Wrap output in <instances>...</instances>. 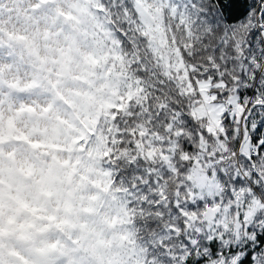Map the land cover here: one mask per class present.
I'll return each instance as SVG.
<instances>
[{
	"label": "snow or ice",
	"instance_id": "snow-or-ice-1",
	"mask_svg": "<svg viewBox=\"0 0 264 264\" xmlns=\"http://www.w3.org/2000/svg\"><path fill=\"white\" fill-rule=\"evenodd\" d=\"M79 12L107 29L134 90L116 124L128 129L117 203L137 242L124 264H264V0Z\"/></svg>",
	"mask_w": 264,
	"mask_h": 264
},
{
	"label": "rangeland",
	"instance_id": "rangeland-1",
	"mask_svg": "<svg viewBox=\"0 0 264 264\" xmlns=\"http://www.w3.org/2000/svg\"><path fill=\"white\" fill-rule=\"evenodd\" d=\"M81 5L82 0H0V135L11 140L9 144L5 138L0 142V193L10 196L12 180L23 175L20 165L28 156L32 163L42 162L54 172L46 176L44 209L50 203L53 210L62 209L52 228H39L37 240L32 239L27 246H18L14 237L10 240L21 254L0 240V250L6 251L8 260H16L19 254L21 264H124L134 250L123 226L125 210L117 203L118 195L99 192L95 198L98 186L87 183L99 179V185L105 183L106 175L96 168L93 150L83 148L82 159H75L79 156L71 157L57 144V150L44 147L42 139L58 121L61 131L56 142H63L64 127L76 120L81 110L94 113L130 92L124 83V65L110 45L107 30L96 22L82 23ZM68 40L74 41L75 55L66 46ZM113 59L118 67L113 66ZM89 65L105 70L89 72L83 86L73 78L58 76ZM52 95H60L66 106L61 102L51 105L55 101ZM12 128L25 133L32 150L20 139H11ZM13 141L16 144L11 145ZM57 165L72 166L74 173L79 169L86 182H72L74 190L69 193L63 188L64 176ZM68 193L74 204L64 203ZM12 201L15 203V198ZM7 232L0 230V234ZM72 234L82 235L78 245L71 252L61 250L62 241L77 244ZM60 237L67 240L59 241ZM132 264H136L134 258Z\"/></svg>",
	"mask_w": 264,
	"mask_h": 264
},
{
	"label": "trees",
	"instance_id": "trees-1",
	"mask_svg": "<svg viewBox=\"0 0 264 264\" xmlns=\"http://www.w3.org/2000/svg\"><path fill=\"white\" fill-rule=\"evenodd\" d=\"M74 15H76V11L74 12ZM66 44V46H68V48L72 50L71 53L75 55V52L73 50L74 41L68 40ZM110 45H113L112 42H110ZM92 47L95 46L92 45ZM114 51L119 58V54L117 53V51L115 49ZM112 62L113 66L117 65V59H113ZM122 69L126 71L125 67H123ZM99 70L100 69H95L91 67V65H89L88 67L82 68L79 72H77L75 69L70 72V74L62 71V73L58 76H62L65 79L73 78L75 80V83L83 86L85 79L89 75V72L91 74L92 71ZM101 70L100 71L103 72L105 69ZM37 81L39 82L40 80ZM124 91H129V89L125 88ZM130 91L134 90L130 88ZM87 92H90V90H88ZM128 95H121V98L116 101L114 105L101 107L94 113H91L92 111L90 112L81 110V114L77 116V119L73 122L67 123L68 125L64 127L63 142H61V140L56 142V138L61 131V127L58 121H54V123L56 122V124H54L52 128L49 129L46 137L42 138L46 143L44 147H48L50 145L49 149L51 148L53 150H57L55 149V145L57 144L61 146L62 150L71 157H74L75 155L79 156L75 159H82L80 155L82 154L81 150L83 148H85V150H93L92 154L96 156V162L98 165L96 168L99 167L102 171H104L106 175L104 178L105 183H102L101 185L98 184L100 179L96 182L87 181L89 185L98 186L95 198L98 197L99 192H105L106 194L112 192L117 194L118 196L122 195V185L120 183L122 177L119 176V172L123 168V163L117 165V160H122L125 150L128 148V137L127 135L119 137V139L125 141V143L121 145L118 142L116 134L117 132L126 133L128 129L124 126L123 123L120 124L119 128H117L116 124L119 122L117 118L124 115L123 111L121 110L126 109V107L128 106ZM54 99L55 101H51V105L56 102H61L66 106L64 100L60 97V95H57L55 97L54 95H52V100ZM158 102L162 101H159V99L153 100V106H156ZM133 123H135V121H133ZM11 134V139H13V137L17 140L20 139V142H24L27 145V149H31V147L33 146L31 140H26L25 133L22 130L18 131L12 128ZM3 138L7 140L8 144L10 143V137L6 135H0V142H3ZM14 141L11 143V145L15 143ZM52 155H50V157ZM25 158L26 161L24 162V164L20 165V170H22L21 172L23 175H20L15 179L13 178L14 180H12V188L9 189L10 196H8V194H5V196L2 197L1 195L4 191L0 193V230H8L7 233L0 234V240H2V242H5V244L8 243L9 245H11V251H18L16 249V246L12 245V241H10L13 237L16 238V243L18 246L22 248L24 246H27L32 239L37 240L36 234L38 233L36 232L39 228H52L54 221L57 220L58 214L62 212V209L61 211L59 209L53 210L51 203L49 207H46V210L44 209L45 198L47 195V189L45 188L46 176H50L51 174H53V170H50L42 162L32 163L31 160H28V156H26ZM39 158L46 161L49 157L47 159L42 157ZM77 162L78 164L80 163L79 161ZM57 167L61 170V176H64L63 188L65 190H68L69 193L70 191L74 190L73 188H71L72 182H86L85 173L80 172L79 169L77 170L78 172L74 173L72 166L66 167L57 165ZM75 168H78V166H75ZM13 170L15 171L14 168ZM1 179L3 181L6 180L4 174ZM31 182H33L34 185H30ZM69 193L66 195L64 203L74 204L70 200ZM14 198L16 200L15 203L14 201H12ZM104 199L105 198L101 200V203ZM25 203L27 205H24ZM60 208H62V206H60ZM130 213V209L127 212H124V219L122 221L130 246L134 248L137 242L135 240L134 233L129 230L132 224ZM72 235L75 236L73 237V239L77 241V244H70L66 243L68 241H62L63 247L61 248V250H67L68 252H71L78 245V242L82 235ZM58 240L60 241L67 239H63V237H60ZM5 253L6 251L0 250V264H21L19 260V254H17L16 260H10V258L8 260ZM12 255L10 257H12Z\"/></svg>",
	"mask_w": 264,
	"mask_h": 264
},
{
	"label": "water",
	"instance_id": "water-1",
	"mask_svg": "<svg viewBox=\"0 0 264 264\" xmlns=\"http://www.w3.org/2000/svg\"><path fill=\"white\" fill-rule=\"evenodd\" d=\"M39 236H40V237H43L44 235H42V236H41V235H39Z\"/></svg>",
	"mask_w": 264,
	"mask_h": 264
}]
</instances>
